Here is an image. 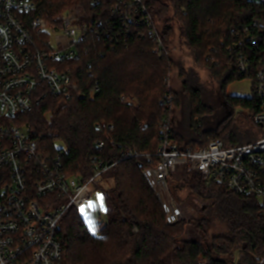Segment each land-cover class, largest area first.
Here are the masks:
<instances>
[{
  "label": "trees",
  "instance_id": "1",
  "mask_svg": "<svg viewBox=\"0 0 264 264\" xmlns=\"http://www.w3.org/2000/svg\"><path fill=\"white\" fill-rule=\"evenodd\" d=\"M32 1L36 9L23 16L27 25L28 19L39 17L59 26L62 13L82 8L97 14V8L105 4L102 0L99 5L95 0ZM145 2L162 40L159 54L154 53L156 44L150 38L132 39L129 48L108 50L102 39L91 37L82 42L87 53L83 51L79 59L62 65L76 75L78 88L73 97L48 96L33 112L17 118L19 125L44 135L41 144L50 152L56 153V139L64 143L67 151L62 161L69 175L91 177L94 156L111 165L104 179L113 180L114 186L103 194L108 204L107 221L99 232L94 235L88 231L75 208L61 217L63 264H264V203L252 196L236 195L223 183L204 184L194 172L187 176L185 189L207 204L199 217L168 224L163 204L143 172L159 160L156 152L163 125L179 146L203 147L213 139L231 145L256 140H240L233 123H229L236 107L249 111L246 120L252 122L259 111L253 88L250 98L226 96L225 89L232 80L245 79L231 67L226 45L233 31L262 18L263 8L250 0ZM176 31L197 66L221 84V103L229 115L216 123L207 122L212 111L204 105L193 80L196 73L181 70L192 104L190 128L200 133L192 132L190 144L185 145L173 128L177 100L169 85L176 65L172 57ZM96 82L100 91L92 94ZM96 124L114 126L115 146ZM96 141H102L105 148L99 150ZM131 151L139 156L126 158ZM188 222L200 233L202 242L182 239ZM215 224L223 226L224 232L212 234ZM180 239L181 246H177Z\"/></svg>",
  "mask_w": 264,
  "mask_h": 264
},
{
  "label": "built area",
  "instance_id": "2",
  "mask_svg": "<svg viewBox=\"0 0 264 264\" xmlns=\"http://www.w3.org/2000/svg\"><path fill=\"white\" fill-rule=\"evenodd\" d=\"M102 1L97 14L67 11L60 14L59 26L39 17L28 19V26L23 16L36 9L32 0H0V264H63L61 217L70 208H91L98 193H105L104 175L111 167L94 156L91 177L69 175L62 161L67 149L50 152L41 144L44 135L19 125L17 118L33 112L48 96L73 97L76 75L62 65L79 59L86 51L82 42L91 37L102 39L108 50L129 48L132 39L146 38L156 44L154 53L163 47L145 0ZM250 1L264 11V0ZM227 42L231 67L252 80L260 137L245 144L213 139L207 146L181 147L163 125L159 160L143 172L168 224L184 219L176 192L194 172L204 184L223 183L236 195L264 203V16L233 31ZM95 85L92 94L100 91L98 82ZM95 127L115 146L113 125ZM95 146L105 148L102 141ZM136 156L138 152L131 151L126 158ZM191 198L201 208L207 204L196 194Z\"/></svg>",
  "mask_w": 264,
  "mask_h": 264
},
{
  "label": "rangeland",
  "instance_id": "3",
  "mask_svg": "<svg viewBox=\"0 0 264 264\" xmlns=\"http://www.w3.org/2000/svg\"><path fill=\"white\" fill-rule=\"evenodd\" d=\"M168 1V0H164ZM82 8L78 9L81 10ZM48 34V33H47ZM61 35V34H60ZM172 57H174L176 61V65L173 69V74L170 78L169 85L172 87L176 94V108L174 109V126L175 133L183 138V142L185 144H190V137L192 132L195 131V135L199 136L200 133L198 130L192 131L191 126V99L188 95L185 86L183 85V77L181 76V72H190V70L194 71L196 74L194 76V81L196 85L201 90L202 97L204 99V105L211 109V114L207 118V122H217L223 117V115L229 116L227 112H225L224 104H222L223 91L221 89V84L217 83L211 77L210 73L207 70L200 69L195 63L193 57L191 56L190 51H188L187 47L182 43V40L178 36V32L176 31V41L174 48L172 49ZM182 70V71H181ZM252 88L253 83L252 80L248 77L240 80H232L230 84L225 89V93L227 97H242V98H250L252 96ZM227 114V115H226ZM249 111L245 110L241 107H236L234 109V115L229 120V123H233L234 129L233 131L237 133L240 137V140L244 142H249L251 139H258L261 133V127L254 121L246 120V116H248ZM197 125H200V120L196 117ZM197 131V132H196ZM199 137V140L202 139ZM54 147L56 149H67L64 143L61 140H55ZM181 147H189V146H181ZM113 180L109 179L105 181V184L102 185L104 191H109L113 187ZM177 199L181 203L182 210L184 211V219L187 221L193 220L200 216L201 207L197 206L194 203V200L191 198L193 194H190L188 190L183 188L180 191L176 192ZM102 198V199H101ZM108 211V204L103 199V192L100 191L98 196L95 198L94 204L91 208H87L81 210L79 212L80 217L86 224L88 231L92 234L96 235L99 232V229L103 224L107 221L106 213ZM224 232V227L215 224L212 228V234H221ZM201 235L191 223L185 224V231L182 239L187 241H201ZM177 241V246H181V241Z\"/></svg>",
  "mask_w": 264,
  "mask_h": 264
},
{
  "label": "snow or ice",
  "instance_id": "4",
  "mask_svg": "<svg viewBox=\"0 0 264 264\" xmlns=\"http://www.w3.org/2000/svg\"><path fill=\"white\" fill-rule=\"evenodd\" d=\"M102 199V198H101Z\"/></svg>",
  "mask_w": 264,
  "mask_h": 264
}]
</instances>
